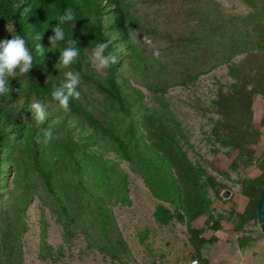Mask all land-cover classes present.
Wrapping results in <instances>:
<instances>
[{
    "label": "trees",
    "instance_id": "1",
    "mask_svg": "<svg viewBox=\"0 0 264 264\" xmlns=\"http://www.w3.org/2000/svg\"><path fill=\"white\" fill-rule=\"evenodd\" d=\"M167 1L0 0V41L18 34L33 55L30 73L11 79L9 94L0 97V264L24 263L22 239L28 232L27 209L36 196L50 202L67 233L83 235L92 248L114 261L122 262L127 256L122 251L124 245H120L123 240L112 207L130 203V181L117 162L91 149L99 148L101 139L143 178L156 199L183 209L173 166L148 142L144 130L157 122L164 127L165 141H175L167 123L171 120L176 128L180 124L163 95L171 85L186 86L188 76L182 74L181 81L167 83V77L174 73L169 71V60L149 55L142 44H131L129 29L136 30L141 40L143 36L157 38L171 47L201 49L207 45L212 49L214 43L218 46L215 65L208 69L210 63L201 65L196 79L228 58L218 59L224 43L211 23H221L222 14L210 0H176L181 2L169 6ZM142 2L164 4L172 13L175 8L185 21L188 15L210 20L205 26L196 23L192 32L173 31L167 24L152 23L138 15L136 7ZM68 8L75 13V20L62 25L65 40L50 49L51 29ZM69 39L77 41L80 55L71 70L80 73L81 85L79 99H72L70 111L64 112L52 101L51 93L64 81L66 70L58 71L55 66ZM100 42L109 43L108 51L117 56V64L106 73H98L87 58ZM38 45L44 47V55L36 51ZM180 57H173L175 66L182 65ZM157 75L166 76L164 86L148 82ZM132 76L143 78L159 110L152 112L148 107L144 92L132 84ZM33 101L44 104L47 110V118L39 126L30 110ZM49 127L54 135L45 144L40 130Z\"/></svg>",
    "mask_w": 264,
    "mask_h": 264
},
{
    "label": "rangeland",
    "instance_id": "2",
    "mask_svg": "<svg viewBox=\"0 0 264 264\" xmlns=\"http://www.w3.org/2000/svg\"><path fill=\"white\" fill-rule=\"evenodd\" d=\"M210 2L222 14L221 23H211L224 43L218 59L228 61L209 73L194 77L201 65H215L214 43L212 49L171 47L157 38H151V45L140 43L149 55L156 57L153 52L158 50L157 58L169 60L174 73L167 83L188 76L186 86L171 85L163 95L180 124L176 128L171 120L167 123L175 141H165L164 127L157 122L144 130L148 142L173 166L183 209L156 199L143 178L101 139L99 148L91 149L117 162L130 181V203L112 207L127 256L114 261L83 235L67 233L50 202L36 196L27 209L23 264H186L194 258L206 264H264V236L257 218L264 184V0ZM136 13L180 32H192L196 23L205 26L210 20L188 15L185 21L179 10L172 13L153 2L138 4ZM174 56H181L182 65H174ZM151 78L148 82L166 83V76ZM143 83L142 77L132 76L148 107L159 110Z\"/></svg>",
    "mask_w": 264,
    "mask_h": 264
},
{
    "label": "clouds",
    "instance_id": "3",
    "mask_svg": "<svg viewBox=\"0 0 264 264\" xmlns=\"http://www.w3.org/2000/svg\"><path fill=\"white\" fill-rule=\"evenodd\" d=\"M75 20V13L71 8L66 9L65 14L58 17V23L51 30L53 35L48 37L50 49L58 46L59 42L65 40V31L62 27L65 23H71ZM7 30L12 34V26L7 25ZM11 40L0 41V97L9 94L11 88L9 81L16 79V76L29 74L33 68V55L27 47L26 40L16 34H12ZM139 33L136 30L129 29V42L133 45L146 43L152 44V40L148 36H143L141 40ZM42 37H38L41 39ZM68 46L64 48L59 55L56 69L61 68L64 71V81L58 86L54 87L51 93V99L64 112L70 111V103L72 99H79L80 92L78 88L81 85V76L79 72L73 71L72 65L78 59L80 53L76 47L77 41L74 39L68 40ZM109 43L100 42L95 45L91 53L88 55V61L98 73H106L113 65L117 64V56L108 51ZM36 51L40 55H44V47L38 45ZM153 55L159 57L158 50L153 52ZM16 91L21 92V89ZM30 110L33 113L34 120L39 126L47 118L46 106L40 102L33 101L30 105ZM42 142L47 144L53 139V131L51 127L42 128L40 130ZM192 264H198L193 261Z\"/></svg>",
    "mask_w": 264,
    "mask_h": 264
},
{
    "label": "water",
    "instance_id": "4",
    "mask_svg": "<svg viewBox=\"0 0 264 264\" xmlns=\"http://www.w3.org/2000/svg\"><path fill=\"white\" fill-rule=\"evenodd\" d=\"M257 218H258V224L260 226L261 232L264 236V187L262 189L260 201L257 207Z\"/></svg>",
    "mask_w": 264,
    "mask_h": 264
},
{
    "label": "built area",
    "instance_id": "5",
    "mask_svg": "<svg viewBox=\"0 0 264 264\" xmlns=\"http://www.w3.org/2000/svg\"><path fill=\"white\" fill-rule=\"evenodd\" d=\"M197 261L198 264H205L202 260L198 259V258H194V259H191L190 261H188L186 264H192L193 261Z\"/></svg>",
    "mask_w": 264,
    "mask_h": 264
}]
</instances>
